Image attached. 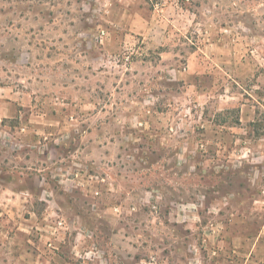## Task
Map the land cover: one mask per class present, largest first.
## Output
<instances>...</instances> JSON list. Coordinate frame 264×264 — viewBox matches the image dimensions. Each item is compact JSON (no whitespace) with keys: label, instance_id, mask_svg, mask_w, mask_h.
I'll use <instances>...</instances> for the list:
<instances>
[{"label":"rangeland","instance_id":"374dc122","mask_svg":"<svg viewBox=\"0 0 264 264\" xmlns=\"http://www.w3.org/2000/svg\"><path fill=\"white\" fill-rule=\"evenodd\" d=\"M185 6L0 0V264H264V0Z\"/></svg>","mask_w":264,"mask_h":264},{"label":"trees","instance_id":"16d2710c","mask_svg":"<svg viewBox=\"0 0 264 264\" xmlns=\"http://www.w3.org/2000/svg\"><path fill=\"white\" fill-rule=\"evenodd\" d=\"M179 1L181 2V5L184 7L186 2H188L189 0H179ZM185 8H186V6H185Z\"/></svg>","mask_w":264,"mask_h":264}]
</instances>
